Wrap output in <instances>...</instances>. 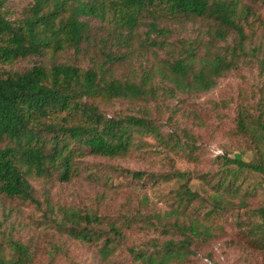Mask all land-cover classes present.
Here are the masks:
<instances>
[{"label": "rangeland", "instance_id": "obj_1", "mask_svg": "<svg viewBox=\"0 0 264 264\" xmlns=\"http://www.w3.org/2000/svg\"><path fill=\"white\" fill-rule=\"evenodd\" d=\"M243 1L253 14L250 24L244 22L242 48L236 30L210 18L165 16L158 25L166 33L152 31L148 25L151 19L145 18L126 43L119 38L121 29L112 22L85 16L96 39L87 43L86 52L69 49L52 57L30 56L0 64V71H22L43 60L89 68L105 61V53L111 51L118 57L108 66L112 77L141 83L150 73L147 87H153L155 94L114 100L101 105V109L108 117L147 116L160 126L162 134L136 132L130 150L115 157L79 149L68 181L60 180L55 171L29 174L36 201L0 193V255L6 261L17 258L12 240L30 248L31 258L25 264H141L130 248L154 250L155 240L162 244L172 237L180 239L172 229L163 232L161 227L143 223V219L128 221L127 217L163 215L171 209L182 181L173 178L154 182L147 175L139 180L127 173L128 169L157 175L178 170L191 173L189 185L202 196L194 201L191 214L194 212L211 234L192 244L183 264H264V247L247 226L250 221H261L258 209L264 208L263 174L243 171L240 182L244 191L227 197L233 204L226 210L209 212L214 185L225 173L222 175L223 157L264 162V142L254 132L256 118L264 117V2ZM32 4L33 0H7L8 17L20 19ZM220 28L224 37L216 35ZM216 54L235 60L236 65L217 77L214 87L207 91H169L174 87L168 77L172 62L190 55L198 70ZM243 115L247 121L245 133L238 128ZM65 209L97 214L102 223L96 226L105 231L112 223L125 225L120 242L107 257L103 256L100 249L105 238L85 242L56 224V220H64ZM254 213L257 215L252 217Z\"/></svg>", "mask_w": 264, "mask_h": 264}, {"label": "trees", "instance_id": "obj_2", "mask_svg": "<svg viewBox=\"0 0 264 264\" xmlns=\"http://www.w3.org/2000/svg\"><path fill=\"white\" fill-rule=\"evenodd\" d=\"M6 2L0 0V64L30 56L52 57L69 49L86 52L87 43L96 39L89 21L83 18L85 16L112 22L121 29L119 38L126 43L145 18L151 19L148 25L158 33H166V29L158 25L165 16L210 18L236 30L242 48L244 22L250 24L249 18L253 14L243 0H33L23 17L10 19ZM216 35L224 37L225 32L220 28ZM105 56V61L96 62L89 68L65 62L48 64L43 60L22 71H0L1 194L36 201L29 174L44 175L55 171L59 172L60 180L68 181L80 155L79 149L115 157L130 150L136 132L162 136L160 126L147 116L108 117L103 112L101 105L114 100L141 99L155 94L153 87H147L152 78L150 73L144 75L141 83L114 78L109 74V68L118 57L111 51ZM235 62L216 54L195 70L190 55L178 59L170 64L168 77L174 87L168 89L172 92L192 88L210 90L215 86L216 78L233 68ZM255 122L254 132L264 142V117L259 115ZM238 128L247 132L246 115L238 119ZM177 146L184 148L182 144ZM223 159L222 175L225 173L214 185L210 213L226 210L233 204L227 197L244 191V183L240 182L243 171H255L264 176V162ZM126 172L139 180L147 175L154 182L173 178L182 181L169 211L163 215L140 213L127 219H143L142 222L149 226L161 227L163 232L172 229L181 237L178 240L169 238L162 244L155 240L154 250L130 248L137 261L141 264H183L189 258L192 244L211 234L209 227L194 212L191 214L194 201L202 199L189 185L191 173L178 170L157 175L128 169ZM248 191L246 189L245 193ZM258 210L261 221H250L247 226L264 247V208ZM63 215L64 220H56V224L64 227L70 236L85 242L105 238L100 249L105 257L123 236L125 225L112 223L109 231L99 229L96 224H101L102 219L97 214L65 209ZM256 215L254 213L252 217ZM130 225L131 222L127 226ZM11 246L16 252V260L6 261L0 255V264H25L31 258L27 245L12 240Z\"/></svg>", "mask_w": 264, "mask_h": 264}]
</instances>
